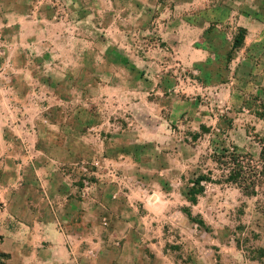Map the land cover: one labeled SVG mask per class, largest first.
Instances as JSON below:
<instances>
[{"label":"rangeland","instance_id":"obj_1","mask_svg":"<svg viewBox=\"0 0 264 264\" xmlns=\"http://www.w3.org/2000/svg\"><path fill=\"white\" fill-rule=\"evenodd\" d=\"M246 6L36 0L34 10L54 13L47 27L64 32L46 36L54 49L48 56L35 53L37 76L55 100L44 134L63 145L46 148L77 158L82 185H120L110 160L135 163L122 188L135 185V220L115 222L108 206L96 226L84 227L78 213L73 229L86 236L70 239L63 264H264V191L220 183L218 163L237 154L261 164L264 50L245 51L238 19ZM100 158L101 179L92 173ZM204 176L212 181L194 203L191 191Z\"/></svg>","mask_w":264,"mask_h":264},{"label":"crops","instance_id":"obj_2","mask_svg":"<svg viewBox=\"0 0 264 264\" xmlns=\"http://www.w3.org/2000/svg\"><path fill=\"white\" fill-rule=\"evenodd\" d=\"M35 3L0 0V33L6 38L0 50V233L4 236L0 249L11 258L9 264H63L69 260L70 239L86 236L73 229L78 213L84 227L96 226L108 206L114 209L115 222L127 225L135 220L130 213L135 208V185L131 192L122 189L135 163L110 160L114 163L110 174L123 179L120 185L103 179L82 185L77 182V158H60L62 154L46 148L48 142L57 141L58 151L63 145L54 135L46 140L44 134L51 126L48 116L55 100L37 76L42 62L35 53L54 51L46 36L64 32L47 27L54 24V13L34 10ZM244 3L238 20L247 35L245 51H263L264 0ZM65 147L70 156L69 143ZM97 161L101 168L92 173L101 179L107 173L102 169L106 158Z\"/></svg>","mask_w":264,"mask_h":264},{"label":"trees","instance_id":"obj_3","mask_svg":"<svg viewBox=\"0 0 264 264\" xmlns=\"http://www.w3.org/2000/svg\"><path fill=\"white\" fill-rule=\"evenodd\" d=\"M218 163L224 167L220 183L236 185L251 195L257 194L259 189L264 191V147L261 164H255L253 159H247L237 154L222 156V158L218 160ZM210 181H212V179L206 176L196 180L194 184L198 189H193L191 191L194 203H196L197 197L204 193V184ZM199 224L204 225V222H200ZM8 257V255L0 252V259Z\"/></svg>","mask_w":264,"mask_h":264},{"label":"built area","instance_id":"obj_4","mask_svg":"<svg viewBox=\"0 0 264 264\" xmlns=\"http://www.w3.org/2000/svg\"><path fill=\"white\" fill-rule=\"evenodd\" d=\"M2 49V35L0 33V50Z\"/></svg>","mask_w":264,"mask_h":264}]
</instances>
